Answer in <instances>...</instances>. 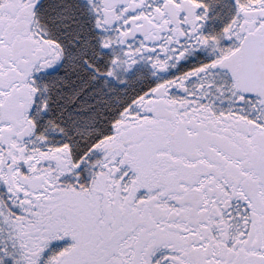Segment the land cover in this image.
I'll use <instances>...</instances> for the list:
<instances>
[{
  "label": "snow or ice",
  "instance_id": "6c2138e0",
  "mask_svg": "<svg viewBox=\"0 0 264 264\" xmlns=\"http://www.w3.org/2000/svg\"><path fill=\"white\" fill-rule=\"evenodd\" d=\"M0 264H264V0H0Z\"/></svg>",
  "mask_w": 264,
  "mask_h": 264
}]
</instances>
